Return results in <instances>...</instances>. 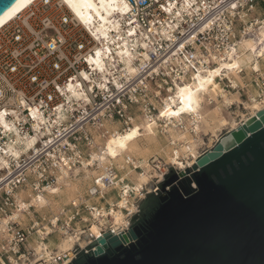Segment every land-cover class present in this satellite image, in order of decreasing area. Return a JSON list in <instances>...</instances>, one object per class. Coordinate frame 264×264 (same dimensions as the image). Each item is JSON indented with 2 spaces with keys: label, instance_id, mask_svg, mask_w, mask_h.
Wrapping results in <instances>:
<instances>
[{
  "label": "built area",
  "instance_id": "2783aa9c",
  "mask_svg": "<svg viewBox=\"0 0 264 264\" xmlns=\"http://www.w3.org/2000/svg\"><path fill=\"white\" fill-rule=\"evenodd\" d=\"M122 1L127 9L116 13L120 31H110L113 39L103 41L104 46L64 0H34L0 27V223L19 210L16 194L23 187L30 185L35 196L44 195L61 186L62 173L77 177L85 167H96L88 163V151L95 148L90 130L105 131V121L118 122L124 131L135 119L136 108L138 115L166 133L175 118L159 111L161 96L169 95L176 83L213 69L242 36L250 34L248 26L264 18L257 15L264 0ZM124 40L135 55L133 74L117 53ZM101 47L105 53L99 69L94 59ZM255 73L254 100L264 108V72ZM226 80L225 88H239ZM191 119V126L176 119L175 126L191 136L202 135L197 119L192 115ZM208 150L198 152L197 158ZM178 160L184 166L150 158V177L140 190L132 182L126 189L120 181L118 188L116 169L109 165L107 175L93 177L86 195L70 200L57 213L37 217L26 226L11 218L8 235L0 240V264H71L80 252L92 253L95 247L90 245L103 234L127 233L139 203L149 194L164 193L160 185L170 169L180 179L195 163L189 165L184 156ZM127 163L143 171L129 159ZM175 183L166 185L165 191ZM112 191L116 199L103 205L100 201ZM123 198L124 206H119ZM118 209L123 217L115 223L112 211ZM93 224L98 232L92 230ZM55 234L57 243L68 237L71 246L59 251L57 244L49 245Z\"/></svg>",
  "mask_w": 264,
  "mask_h": 264
},
{
  "label": "water",
  "instance_id": "95a60500",
  "mask_svg": "<svg viewBox=\"0 0 264 264\" xmlns=\"http://www.w3.org/2000/svg\"><path fill=\"white\" fill-rule=\"evenodd\" d=\"M16 1L0 0V15ZM184 173L170 169L164 193L139 203L127 233L103 234L71 264H264V109Z\"/></svg>",
  "mask_w": 264,
  "mask_h": 264
},
{
  "label": "bare ground",
  "instance_id": "6f19581e",
  "mask_svg": "<svg viewBox=\"0 0 264 264\" xmlns=\"http://www.w3.org/2000/svg\"><path fill=\"white\" fill-rule=\"evenodd\" d=\"M34 0H17L9 9L0 15V27L20 13ZM73 15L79 19L88 29H90L96 37L107 42L113 37L110 31H120V23L116 13L118 11L124 12L127 9L126 3L122 0H64ZM250 34L242 36L237 43L234 51L227 54V57L213 68L203 74H196L191 79L183 83H176L174 90L167 96H161L158 102L163 105L160 112L163 115H170L176 120H183L187 126L193 124V119H197L196 125L198 131L204 135L217 136V131L222 127L230 126V130L236 129L242 125L244 121L237 123L233 118L228 119L223 115L221 110L222 106H230L235 102L240 103L237 97L238 92L231 95L226 94L221 87L219 79H228L232 85H237L240 80L239 73L244 69H252L259 71L261 67L260 58H264V18L256 19L255 24L248 26ZM102 38H104L102 40ZM128 41H123L124 46H120L117 53L121 56L122 61L125 63L126 69L130 74L136 72V67L132 63L134 53L127 48ZM105 53L104 47L97 51L94 59L96 66L101 69V56ZM146 56V53H142ZM246 71V70H245ZM248 71V70H247ZM219 77V79H218ZM240 83V82H239ZM241 84V83H240ZM74 95L79 96L78 92H73ZM222 97L221 104L217 101L216 106L212 107V99ZM248 101V100H247ZM250 103H244L245 108L249 109L251 115L256 111L264 109L261 105L254 100V96H250ZM242 104V103H241ZM184 113V116H180ZM251 117V116H250ZM175 119L170 121L171 125L167 126L166 133H161L156 122L149 123L142 115H137L132 124L121 131L117 126L119 124L108 127V121L103 123L105 131L93 134V142L95 148L88 151L90 159L88 163L96 164L93 168H84L83 175L71 177L68 172L62 173L59 177L58 187L48 189L44 195L35 196L32 193L31 186H29L28 195L29 201H25L21 192H17V203L20 206L19 210H13L12 215L4 216L0 223V240L8 235L7 223L12 219H18L20 224L26 216L28 220H34L36 216L33 210L42 211L44 209L50 210L52 213L59 211L65 204L79 195L91 186L94 178L100 175L108 174V166L113 165L116 169V186L120 188L125 183L126 176L133 172L132 165L127 163L129 159L134 166L142 167L143 171L137 172L135 175V188L140 190L145 183L148 182L150 174V164L148 161L151 153L157 154L163 152L167 161L177 163L184 166L178 160L179 156L188 157L187 162L189 165L193 163L197 156V148L202 143L201 135L198 137L191 136L188 130H181L175 132ZM113 124L115 122H112ZM118 123V122H117ZM106 127V128H105ZM32 139L26 141V149L30 147ZM18 155V151L14 152ZM77 173V171L75 172ZM106 189H103L105 191ZM20 191V190H19ZM64 193V199H57L56 196ZM85 195V194H84ZM124 199L119 200L118 205L124 206ZM108 198L103 201L107 202ZM103 201L102 204L104 203ZM111 201V200H109ZM108 204V203H107ZM35 207L28 210L29 206ZM104 205V204H103ZM21 209H27L26 212H21ZM45 214H43L44 216ZM113 220L115 223H120L123 217L121 210L112 211ZM42 216V217H43ZM26 223V221H25ZM24 224V223H23ZM92 230L98 232L95 224L92 225ZM34 238V237H33ZM55 243V242H54ZM49 245L53 242L48 241ZM72 240L68 237L60 239L57 243L59 251L69 248ZM83 244V243H82ZM35 248L40 250V244L36 243Z\"/></svg>",
  "mask_w": 264,
  "mask_h": 264
},
{
  "label": "rangeland",
  "instance_id": "374dc122",
  "mask_svg": "<svg viewBox=\"0 0 264 264\" xmlns=\"http://www.w3.org/2000/svg\"><path fill=\"white\" fill-rule=\"evenodd\" d=\"M259 11L257 12V15L258 14H260L261 16L262 15H264V8H263V5L262 4H260V7H259V9H258ZM260 63H261V67H260V69H259V71H258V73H262V72H264V58L263 59H261L260 58ZM246 70V71H245ZM248 70V71H247ZM239 75H240V80L237 82V85L239 86V88H236V89H234V90H229V89H227V88H225V86L224 85H226L227 84V80L226 79H223V80H219V82H220V85H221V87L225 90L224 92L226 93V94H232V93H234V92H238L237 94V97L236 98H238V100H239V102L240 103H237V102H235L234 104H232V105H230V106H222L221 105V110H222V112H223V115L225 116V117H227L228 119H231V118H233L234 120H235V122H237V123H240V122H242V121H244V119H246L247 117H250V116H252L251 115V111L249 110V109H247V108H245V106H244V103H250L249 102V98H250V96H255L256 95V88H255V86H254V81H255V78H256V76H257V73H255V71H253L252 69H244V70H242L240 73H239ZM241 84H240V83ZM248 100V101H247ZM217 101L221 104V101H222V97L219 95L218 96V99H212V104H211V106L212 107H214V106H216V103H217ZM242 103V104H241ZM136 110V108L134 109V111H133V115L134 116H137L138 115V113H137V111H135ZM117 124H119V123H117V122H115L114 124L112 123V122H110V121H108V127H112L113 125H116L117 126ZM119 129L121 128V124H119L118 126H117ZM106 128V127H105ZM174 129H175V132L176 131H178V132H181V130L182 129H180L179 127H174ZM99 131L100 130H96V129H92V130H90V133L91 134H96V133H99ZM228 131H230V126L228 125V126H226V127H222L221 129H219L218 131H217V136H211V135H204V133L202 134V135H204V136H202L201 135V137H202V139H203V141H202V143L198 146V148H197V152H201L202 150H207V149H211L215 144H216V142L218 141V139L222 136V135H224L225 133H227ZM155 157H159V158H162V159H164V160H166L167 158H166V156H165V154L163 153V152H158L157 154H153L152 156H150L149 158H148V161L150 160V158H155ZM143 170V169H142ZM139 171H141V170H139V169H137V170H133V172H131L130 174L132 175L133 174V176H134V179H136L135 178V175L137 174V172H139ZM129 174V175H130ZM83 175V172H81V173H79V176H82ZM129 175H127L126 176V179H125V183H129L130 182V176ZM78 176V177H79ZM136 181V180H135ZM135 183V182H134ZM136 184V183H135ZM129 185V184H128ZM134 187H135V185H134ZM28 190H29V186L27 185L26 187H23L20 191L18 190V192H21V195L22 196H24V197H22V198H24L25 200H28V198H29V195L27 194L28 193ZM86 193H87V189L84 191V193L82 194L83 196H84V194L86 195ZM117 193V192H116ZM110 196H112V197H114L115 196V192H110V194H109ZM108 195V196H109ZM66 197V195L64 194V193H62V194H60V195H58V196H56V198L59 200V199H64ZM108 198V197H107ZM68 203H69V201L65 204V206H67L68 205ZM64 207V206H63ZM58 212V210L55 212V213H57ZM33 214L36 216V218L37 217H42L43 216V214H45V216L47 215H51L52 214V212L50 211V210H48V209H44V210H42V211H37V210H33ZM28 218H29V216H26L24 219H23V221L24 222H22L21 223V225L22 226H26L28 223H29V220H28ZM25 221H26V223H25ZM24 223V224H23ZM52 241V242H55V241H57L58 240V235L57 234H55V235H53L50 239H49V241Z\"/></svg>",
  "mask_w": 264,
  "mask_h": 264
},
{
  "label": "crops",
  "instance_id": "0c3cea01",
  "mask_svg": "<svg viewBox=\"0 0 264 264\" xmlns=\"http://www.w3.org/2000/svg\"><path fill=\"white\" fill-rule=\"evenodd\" d=\"M153 154H154V153H151V154L149 155V157L152 156ZM129 176H130V182L134 183V182H135V179H134L133 174H132V175L130 174ZM79 193H80V192H79ZM79 193L77 194L78 196H80ZM80 194H81V193H80ZM106 198H107V197H106ZM115 199H116V196L112 197V196L109 195V196H108V200H107V202H106V201H103V202H104L103 204L106 205L107 203H111V202H113ZM109 200H111V201H109ZM35 219H36V218H35ZM56 244H57V241H55V243L53 242V245H52V246L54 247V246H56Z\"/></svg>",
  "mask_w": 264,
  "mask_h": 264
},
{
  "label": "flooded vegetation",
  "instance_id": "af4514ba",
  "mask_svg": "<svg viewBox=\"0 0 264 264\" xmlns=\"http://www.w3.org/2000/svg\"><path fill=\"white\" fill-rule=\"evenodd\" d=\"M148 212L146 211V209L143 211V215L140 217V219L138 220L137 224L139 223L140 220H143L146 216H147Z\"/></svg>",
  "mask_w": 264,
  "mask_h": 264
}]
</instances>
